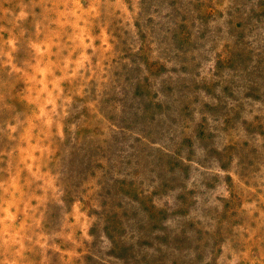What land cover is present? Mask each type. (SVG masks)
<instances>
[{"label": "rangeland", "instance_id": "374dc122", "mask_svg": "<svg viewBox=\"0 0 264 264\" xmlns=\"http://www.w3.org/2000/svg\"><path fill=\"white\" fill-rule=\"evenodd\" d=\"M0 264H264V0H0Z\"/></svg>", "mask_w": 264, "mask_h": 264}]
</instances>
